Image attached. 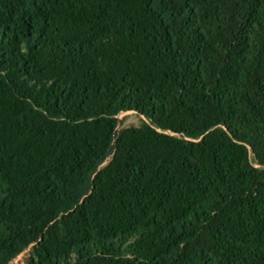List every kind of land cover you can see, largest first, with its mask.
<instances>
[{
	"label": "trees",
	"instance_id": "trees-1",
	"mask_svg": "<svg viewBox=\"0 0 264 264\" xmlns=\"http://www.w3.org/2000/svg\"><path fill=\"white\" fill-rule=\"evenodd\" d=\"M23 251L264 264V0H0V264Z\"/></svg>",
	"mask_w": 264,
	"mask_h": 264
},
{
	"label": "rangeland",
	"instance_id": "rangeland-1",
	"mask_svg": "<svg viewBox=\"0 0 264 264\" xmlns=\"http://www.w3.org/2000/svg\"><path fill=\"white\" fill-rule=\"evenodd\" d=\"M139 116L132 111L123 112L118 115V123L123 125H137L139 122ZM27 255V251L21 252L11 264H23L24 259Z\"/></svg>",
	"mask_w": 264,
	"mask_h": 264
},
{
	"label": "built area",
	"instance_id": "built-area-1",
	"mask_svg": "<svg viewBox=\"0 0 264 264\" xmlns=\"http://www.w3.org/2000/svg\"><path fill=\"white\" fill-rule=\"evenodd\" d=\"M21 264V263H20Z\"/></svg>",
	"mask_w": 264,
	"mask_h": 264
}]
</instances>
